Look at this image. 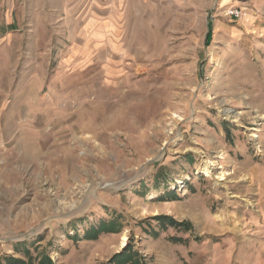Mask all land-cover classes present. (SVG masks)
I'll list each match as a JSON object with an SVG mask.
<instances>
[{"label":"rangeland","instance_id":"obj_1","mask_svg":"<svg viewBox=\"0 0 264 264\" xmlns=\"http://www.w3.org/2000/svg\"><path fill=\"white\" fill-rule=\"evenodd\" d=\"M18 17L0 48V264L24 258L15 244L53 264H264V0H48Z\"/></svg>","mask_w":264,"mask_h":264},{"label":"trees","instance_id":"obj_2","mask_svg":"<svg viewBox=\"0 0 264 264\" xmlns=\"http://www.w3.org/2000/svg\"><path fill=\"white\" fill-rule=\"evenodd\" d=\"M175 196V195H174ZM167 218H159V220H164ZM117 225V220L113 221H101L99 226H93L87 232L85 233L84 238L86 240H97L101 235L107 234V233H117L120 231V229L115 228ZM190 224L187 223H176L174 220H171L167 222L164 226V229L167 230L168 228H174L178 230L185 229V232L189 231ZM149 231V230H147ZM150 234L154 235L155 237L158 236V232H155V230H150ZM171 241L174 243H185L187 241L183 238H177V237H171ZM26 244H15V251L17 253H22L24 258H12V260L5 259L6 264H53L50 257L45 253H40L37 256H33L30 249L26 248ZM117 264H137V261L134 259L131 252H127L124 254L116 255V257L113 260ZM3 264V263H2Z\"/></svg>","mask_w":264,"mask_h":264},{"label":"crops","instance_id":"obj_3","mask_svg":"<svg viewBox=\"0 0 264 264\" xmlns=\"http://www.w3.org/2000/svg\"><path fill=\"white\" fill-rule=\"evenodd\" d=\"M47 3L48 0H0V48L13 44L12 36L19 30L16 21L19 20L18 16L26 12L28 6L40 9Z\"/></svg>","mask_w":264,"mask_h":264},{"label":"bare ground","instance_id":"obj_4","mask_svg":"<svg viewBox=\"0 0 264 264\" xmlns=\"http://www.w3.org/2000/svg\"><path fill=\"white\" fill-rule=\"evenodd\" d=\"M214 164L209 162L208 160L205 162V167L203 168V172L208 176V177H211L213 175L216 176L217 179L219 180H222L225 178V173L224 171H220L219 173H212L213 171V167ZM124 239H123V242L126 240V236H123Z\"/></svg>","mask_w":264,"mask_h":264},{"label":"built area","instance_id":"obj_5","mask_svg":"<svg viewBox=\"0 0 264 264\" xmlns=\"http://www.w3.org/2000/svg\"><path fill=\"white\" fill-rule=\"evenodd\" d=\"M247 9L244 7H239V8H231L227 12V16L231 17V19L234 20H242L246 16Z\"/></svg>","mask_w":264,"mask_h":264}]
</instances>
